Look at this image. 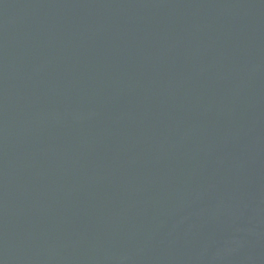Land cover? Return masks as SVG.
Returning a JSON list of instances; mask_svg holds the SVG:
<instances>
[{
  "label": "water",
  "instance_id": "obj_1",
  "mask_svg": "<svg viewBox=\"0 0 264 264\" xmlns=\"http://www.w3.org/2000/svg\"><path fill=\"white\" fill-rule=\"evenodd\" d=\"M0 264H264V0H0Z\"/></svg>",
  "mask_w": 264,
  "mask_h": 264
}]
</instances>
